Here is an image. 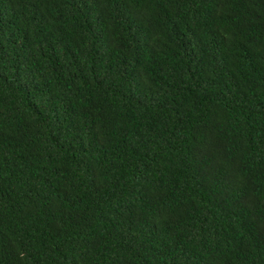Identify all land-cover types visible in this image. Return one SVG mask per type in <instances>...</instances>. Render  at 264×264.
Listing matches in <instances>:
<instances>
[{"label":"trees","instance_id":"trees-1","mask_svg":"<svg viewBox=\"0 0 264 264\" xmlns=\"http://www.w3.org/2000/svg\"><path fill=\"white\" fill-rule=\"evenodd\" d=\"M0 264H264V0H0Z\"/></svg>","mask_w":264,"mask_h":264}]
</instances>
